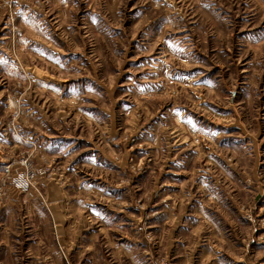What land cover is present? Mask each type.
Masks as SVG:
<instances>
[{
	"label": "rangeland",
	"instance_id": "obj_1",
	"mask_svg": "<svg viewBox=\"0 0 264 264\" xmlns=\"http://www.w3.org/2000/svg\"><path fill=\"white\" fill-rule=\"evenodd\" d=\"M0 264H264V0H0Z\"/></svg>",
	"mask_w": 264,
	"mask_h": 264
}]
</instances>
